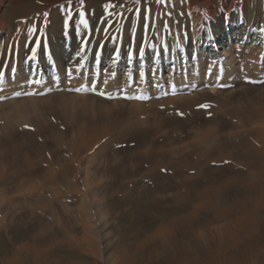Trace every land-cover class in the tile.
<instances>
[{"label": "rangeland", "instance_id": "374dc122", "mask_svg": "<svg viewBox=\"0 0 264 264\" xmlns=\"http://www.w3.org/2000/svg\"><path fill=\"white\" fill-rule=\"evenodd\" d=\"M134 1L15 0L10 1L12 7H2L9 11L7 23L11 28L25 23L19 47L25 46L15 52L19 58L25 59L33 46H42L40 49L50 54L60 41L68 42L99 54V64L95 62L93 67H99V75L109 80L103 84L101 79L96 81L98 91L92 96L86 90L77 93L74 88L45 92L46 97L61 95L55 96V104L45 100L43 113H31L23 123L24 130L14 120L0 119V264L14 251L28 256L24 246L33 248L31 240L38 234V221L43 217L52 219L61 233L51 248L65 251L62 240H72L73 234L65 229L58 212V207L64 206L72 209L79 227L85 224L88 230L97 231L100 250L105 251L104 235L97 230L102 222L91 190L100 191L110 204L114 219L107 230L115 226L125 233L151 231L162 213L159 207L181 204L174 199L189 192L192 184L196 187L208 182L209 167L201 165L195 172V160L214 154L222 144L238 146L246 142L243 150H229L231 155L264 147V54H251L262 60L259 69L249 68L252 72L248 73L245 68L240 77L222 78L215 84L200 82L177 89L176 80L182 73L173 74L172 81L165 78L169 82L165 89L158 80H139L142 71L156 65L141 67V61L156 58L165 75L187 63L188 58L194 60L193 56L186 57L194 53V40L186 27L184 0ZM213 1L216 17L223 9L218 0ZM255 6L248 2L247 10L253 14ZM110 9L113 14H109ZM251 18L254 27L262 26V12ZM165 54L169 60L163 59ZM102 56L109 58L103 64ZM114 56L118 60L115 66L110 65ZM137 61L139 66L131 64ZM67 77L65 70L62 83ZM125 77L128 80L122 83ZM64 93L78 94V98L69 106L66 101L70 98ZM22 133L24 136L19 135ZM210 160H214V167H222L223 174L233 171L227 155ZM87 171L91 188L86 183ZM236 188V184H230L228 192ZM151 199L160 202V210L148 209ZM32 210L34 213L28 215ZM50 210H54L52 215ZM187 214L178 231L197 229L199 218ZM13 216L23 221V226L14 231L10 229ZM120 249L126 252L125 246ZM104 258L99 261L93 256L102 264H110Z\"/></svg>", "mask_w": 264, "mask_h": 264}, {"label": "bare ground", "instance_id": "6f19581e", "mask_svg": "<svg viewBox=\"0 0 264 264\" xmlns=\"http://www.w3.org/2000/svg\"><path fill=\"white\" fill-rule=\"evenodd\" d=\"M10 1L15 0H0L1 120L4 122L14 120L23 125L31 113H43L41 105L45 103V100L55 104V96L61 95L58 93L46 97L45 92L49 90L56 92L60 88L65 90L74 88L77 89V93L86 90L87 95L92 96L95 90L98 91L95 87L96 81L99 82L101 79L102 84L107 83L109 78L100 76V68L93 67L95 62L96 65L99 64L96 61L99 54H90L86 48L84 50L80 48L81 46L71 45L68 42L60 41L50 54L42 51L40 49L42 46L40 48L33 46L25 59L15 55L18 48L20 51L25 46L19 47L25 35V23H19L16 29L8 25L9 11L2 10V7H12ZM152 1L154 0H139V2L135 0L134 3L145 4ZM159 1L166 2V0ZM217 2L220 3L223 12L214 17L215 3L213 0H184L186 6L184 13L188 19L186 27L194 40V53L186 57L193 56L194 60L191 61L188 58L187 63L173 67L165 75L162 73L164 69L161 67V62L156 58L149 59V61L148 59L140 60L141 67L144 65L150 69L154 63L156 65L154 64L148 72L147 70L142 71L138 79L158 80L161 88L165 89L169 83L167 81L172 79L173 74L182 73V77L176 80L177 89H182L200 82L215 84L222 78L227 79L234 75L238 78L241 73H244L245 68H248V73L252 72L249 68L259 69L262 60L253 58L251 54H264V22L262 26L254 27L251 17L257 16L259 12L264 14V0H218ZM248 2L256 5L253 14L247 10ZM111 9L110 12L107 11L109 14L114 13ZM33 50L36 53L35 58L29 59ZM106 59L109 58L102 56L101 64ZM163 59L169 60L168 55L165 54ZM110 61V65L115 66L118 63L115 56L110 58ZM132 63L139 66L138 61ZM90 68L93 71H86ZM65 70L68 77L66 83H62L61 76ZM165 78L168 79L166 82ZM127 80L125 77L122 83ZM75 82L76 85H74ZM62 95L70 98L66 101L69 106L78 98V94L64 93ZM90 98L95 99L89 96L88 99ZM52 109H56V106ZM22 125L20 129L24 130L25 127ZM19 135L24 136V133ZM245 145L246 142L238 146L222 144L214 154H206L205 159L195 160L193 171L196 172L201 165H206L211 174L204 185L196 184L195 187L194 183L189 192L174 199V201H182L181 204L177 203L172 207L164 208L159 207V201L151 199L152 201L147 204L149 210L162 209L154 230L138 229L125 233L115 226L107 230L114 219L112 209L107 197H104L102 193L99 195L100 191L91 190L102 222V226L97 230L104 235L105 251L100 250L97 231L88 230L82 220L84 225L79 227L72 209L64 206L63 208L58 207V212L65 229L73 234L72 240L69 237L64 238L65 241L62 240V243L65 242L67 246L65 251L51 248L60 238L61 233L54 228L52 219L46 221L43 217L38 221L40 229L38 234L34 235L31 240L33 248L28 245L24 246L28 256H23L18 251H14L9 258L2 254L5 257L3 264H102L99 261L104 257H101L100 253L107 254L104 261L109 262L110 260V264H264V147L257 146L249 153L231 155L228 152L235 147L243 150ZM216 155L223 158H226V155L230 157V166L233 171L227 170L228 172L223 174L222 167H214V160L210 159ZM213 172L222 173L214 175ZM88 177L87 171L86 183L91 188L92 184ZM230 184H236L237 188L229 193ZM53 212L54 210L48 211L51 215ZM186 212L190 213L187 215L194 219L199 218L197 229H195L199 231L194 229L187 231L185 228L181 231L177 230L179 224L184 223L188 218L185 215ZM33 213L32 210L28 215ZM181 214L184 215L179 216ZM11 218L10 229L12 231L23 226L20 216ZM80 233L83 235L80 236ZM124 246L126 252L120 249ZM93 256H97L99 261L94 260Z\"/></svg>", "mask_w": 264, "mask_h": 264}, {"label": "snow or ice", "instance_id": "6c2138e0", "mask_svg": "<svg viewBox=\"0 0 264 264\" xmlns=\"http://www.w3.org/2000/svg\"><path fill=\"white\" fill-rule=\"evenodd\" d=\"M137 2H139V0H137ZM80 15L83 16L84 13L81 12ZM69 19H71V17H69ZM83 22L85 23V25L87 24V21H86V20L83 21ZM35 55H36L35 50H33V51H32V56L29 57V59H34V58H35ZM117 55H119V53H117ZM141 55H142V54H141ZM13 71H15V70H13ZM250 82L255 83L256 81H250ZM221 87H224V85H221ZM26 94H28V95H32V94H35V93H26ZM101 95H103V93H101ZM203 107H207V105H205V106H203Z\"/></svg>", "mask_w": 264, "mask_h": 264}]
</instances>
